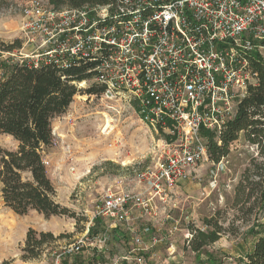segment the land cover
Wrapping results in <instances>:
<instances>
[{"label": "built area", "instance_id": "built-area-1", "mask_svg": "<svg viewBox=\"0 0 264 264\" xmlns=\"http://www.w3.org/2000/svg\"><path fill=\"white\" fill-rule=\"evenodd\" d=\"M19 13L23 37L46 47L35 66L90 65L91 79L76 87L96 85L102 101L131 105L159 136L155 164L137 176L145 190L109 189L94 208V218L116 223L133 208L153 217L155 199L165 203L174 185L210 162L206 133L219 143L258 84L255 65L264 67V0H104L61 9L28 0ZM245 144L257 156L258 146ZM85 245L78 240L52 264Z\"/></svg>", "mask_w": 264, "mask_h": 264}, {"label": "rangeland", "instance_id": "rangeland-1", "mask_svg": "<svg viewBox=\"0 0 264 264\" xmlns=\"http://www.w3.org/2000/svg\"><path fill=\"white\" fill-rule=\"evenodd\" d=\"M4 1L5 6L0 10V40L5 43L21 40L18 55L36 60L46 47H40L39 39L35 43L28 42L20 33L19 6L28 0ZM39 1L47 4V0ZM88 88L87 84L81 90ZM52 136L53 146L45 157L48 175L56 190V200L75 216L59 218L60 228L55 230L54 224L43 218L39 220L35 212L27 216L14 214L5 207L0 194V264H52L57 255L78 240L86 245L78 254L63 255L62 264H109L110 260L104 256L112 258L118 252L129 259L122 261L125 264H135L137 258H142L143 264H155L149 263L150 252L131 248L134 244L129 232H125L120 243L113 247L112 233L108 232L105 255L95 258L91 252H97L96 242L103 234V219L93 217L95 206L109 189L134 193L145 190L137 176L155 164L159 153L156 146L161 145L159 136L140 121L131 105L106 103L99 95L80 92L66 113L53 119ZM16 145L11 137L0 134V150H14ZM253 160L257 164L264 163L240 137L220 163L205 162L197 166L185 181L167 192L165 203L154 200L155 213L160 219L158 227L139 208H133V225L148 230H142L149 234L145 240L158 239L154 252L166 251L158 264H175L173 261L164 263L170 257L167 248L171 244L180 251L181 264H242L245 261L258 238L249 231H260L264 237V210L259 207L263 188L254 192L249 203L239 201L236 204L238 199H243L238 193L242 182L263 181L264 168H252ZM213 180L215 187L210 185ZM10 214L15 219L13 227L6 221ZM211 218L221 224L224 233L217 242L195 255L187 246L190 229H204L203 220ZM128 222H123L125 228ZM49 228L64 238L44 245L36 259L23 260L27 230ZM90 242H94L91 247L88 246ZM114 250L117 251L114 253Z\"/></svg>", "mask_w": 264, "mask_h": 264}, {"label": "trees", "instance_id": "trees-1", "mask_svg": "<svg viewBox=\"0 0 264 264\" xmlns=\"http://www.w3.org/2000/svg\"><path fill=\"white\" fill-rule=\"evenodd\" d=\"M104 0H47L55 8H74L86 4L102 3ZM5 1L0 0V10ZM22 41L10 43L0 40V134L11 137L16 143L14 150H0V194L6 208L23 216L36 211L45 219L52 216L74 218V212L56 200V191L48 175L45 157L53 146L52 121L62 116L73 102L76 94L98 95L102 89L96 85L77 89V83L91 79L87 73L90 65L60 68L40 59L35 66L30 58L18 55ZM258 84L239 105L236 117L230 121L219 136L206 133L207 154L210 162L218 164L228 156L240 136L258 146L257 156L264 160V67H254ZM252 168H264V163H254ZM249 171V170H248ZM262 182H242L238 193L249 203L254 192L261 190L259 207L264 210V177ZM204 229L191 228L188 248L195 255L217 242L224 229L213 218L203 220ZM264 225V224H263ZM262 225V226H263ZM259 229V228H258ZM258 236L252 252L242 264H264V237L260 231H249ZM64 238L50 232L28 229L25 237L23 260L36 259L42 247Z\"/></svg>", "mask_w": 264, "mask_h": 264}, {"label": "crops", "instance_id": "crops-1", "mask_svg": "<svg viewBox=\"0 0 264 264\" xmlns=\"http://www.w3.org/2000/svg\"><path fill=\"white\" fill-rule=\"evenodd\" d=\"M55 200H56V198H55ZM31 212H32V214L34 212H35V214L37 213L36 211H29L27 214H31ZM12 215L13 214H10L8 216L7 220H6L10 224L9 227H13L14 224H15V219H14V217ZM37 216H38L39 220H42V218H43L44 220L50 222L51 224H54L55 225V230L60 228L58 220H60L59 218H61V217L52 216V217H50L48 219H45L41 214H38ZM150 218L153 220V222H155V224H156L155 226L158 227L160 219L157 217V214H155L154 217H150ZM133 219H134L133 212H131L130 218L128 220L129 222L127 223V225H128L127 228L124 227L123 223H121V224L120 223H116L112 219H108V220H104L103 219L102 226H101L102 231H103L102 239L100 238L96 242V246L95 247L97 248V252L92 251L91 252V256L92 257L95 256V258H96L97 256H101V254L105 255V252L107 251V248L105 246H106V242L108 240V235H107L108 232L112 233L111 237H112V240L114 242V244H112L111 247H113V245L114 246L117 245V243H120L121 238L123 237L124 233L125 232H129V234L131 236L130 239H131L132 243L134 244L131 248L132 249H136V250H139V249L140 250H144L145 252H147V254H148V252H150L149 256H147L148 259L150 260L149 263L154 262L155 264H158L161 261V258L164 257L166 251H162V250L158 251L156 249L157 251L154 252L153 248L156 247L155 244L157 243L158 239L152 238V240H151V238H150V239H148V241L145 240L148 237L149 234L146 235V234L142 233L143 229L140 230V228L134 226L133 223H132ZM36 230H37V232H44V233L50 232L54 236H57V234L54 233L52 231V229H50V228L48 230H41V229H36ZM145 230H147V229H144L143 231H145ZM142 241H143V246H140ZM93 244H94V242H90L88 244V246L91 247V246H93ZM177 249H178L177 246L172 245V244L170 245V248H167V250L170 252V255H169L170 257H168V259L164 260L165 261L164 263H166V262L170 263L171 261H173V263H175V264H181V253H180V251H177ZM110 250H113V249L110 248ZM115 251H117V250H114L112 252L115 253ZM104 258H107V259L110 260L109 264H125L122 261H128L129 260L125 256H121L119 252L116 253L115 256H112V258L110 257V255L104 256ZM132 260H135V259H132ZM143 263H144V261H143ZM60 264H62V258H61V263ZM135 264H136V262H135Z\"/></svg>", "mask_w": 264, "mask_h": 264}]
</instances>
